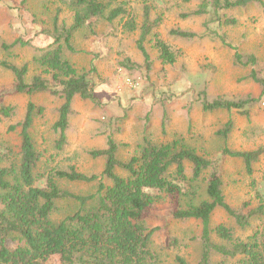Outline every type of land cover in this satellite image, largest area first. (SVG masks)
Returning a JSON list of instances; mask_svg holds the SVG:
<instances>
[{
    "label": "trees",
    "instance_id": "16d2710c",
    "mask_svg": "<svg viewBox=\"0 0 264 264\" xmlns=\"http://www.w3.org/2000/svg\"><path fill=\"white\" fill-rule=\"evenodd\" d=\"M71 14L69 25L58 21V12L51 26L39 33L51 42L36 48L32 59L38 73L29 80V65H17L7 60L16 48L30 46L32 40L16 37L11 43L0 41V52L7 58L0 66L12 75L16 94L33 96L47 94L59 102L56 120L51 126L56 135L55 149L66 145L69 119L76 99L98 104L90 74L79 72L64 57V50L75 52L72 39L76 32L90 28L99 20L109 26L122 23L124 33L138 32L135 48L142 58L134 62L121 56L118 67L125 72L152 70L149 49L156 53L161 66H173L181 57V50L164 40L157 31L162 17L153 8L142 6L141 19L128 12L125 3L118 0H58ZM27 0H21L22 6ZM194 3L190 12L180 13L187 21L202 18V32L180 27L168 30L169 38L186 43L217 41L233 50L232 65L245 70L243 80L257 86V95L246 93L210 94L207 85L192 90L190 109L196 106L203 113L236 112L249 119L264 102V61L252 53L236 51L227 40L226 27L236 24L227 11L256 5L264 11V0H183ZM204 72L208 71L202 67ZM0 93V124L17 116V108L4 103ZM44 108L32 102L25 106L22 118L9 125L7 132H16L19 145L16 152L0 145V264H45L56 258L60 264H161L160 254L152 248L158 227L147 222L155 212L163 211L176 222L193 221L199 225V257L195 264H264V236L254 232L245 240L235 231L253 227L264 217V197L257 195V204L242 202L230 205L225 198L221 175L213 161L182 140L154 144L144 140L127 159L119 157V144L114 138L118 131L111 129L105 146L88 152L93 159H102L100 174L87 175L74 166L66 169H40L42 155L33 143L31 129L36 117H43ZM231 120L222 124L215 135L227 140L233 130ZM164 127V124H162ZM221 156L237 159L244 172L251 176L254 165L264 155V146L251 151H236L223 147ZM60 182L92 184L96 191L80 196L62 188ZM205 183L202 192L199 183ZM71 201L78 209L54 223L50 216L58 201ZM161 207V209H160ZM216 212L226 216L228 224L213 223ZM161 251L176 249L178 240L164 233ZM175 264H191L175 256Z\"/></svg>",
    "mask_w": 264,
    "mask_h": 264
},
{
    "label": "rangeland",
    "instance_id": "374dc122",
    "mask_svg": "<svg viewBox=\"0 0 264 264\" xmlns=\"http://www.w3.org/2000/svg\"><path fill=\"white\" fill-rule=\"evenodd\" d=\"M118 1L125 3L128 12L138 23L142 6L153 8V13L162 17L157 30L160 36L181 50L178 61L173 66H161L155 51L147 45L152 70L125 72L117 64L121 56H129L137 63L142 62L135 48L138 32L127 34L121 29L122 23L109 26L101 20L92 25V30L85 28L76 32L72 39L75 52L64 50V57L79 72L92 71L90 76L98 104L74 100V113L69 119L66 145L62 150L55 149L56 135L51 130L59 102L47 94L29 97L14 93L11 73L0 66V93L5 97L3 101L17 108L15 118L0 124V145L17 151L19 136L16 132H7V128L22 118L25 106L32 102L44 108L43 117H36L31 129L33 143L42 155V170L74 166L87 175L100 174L103 160L91 158L88 152L103 148L108 132L118 128L114 138L119 144V157L122 159L133 155L144 140L154 144L182 140L213 161L222 177L223 192L230 205L237 206L242 202L257 204V195L264 197V155L254 165L252 175L248 176L239 160L223 157L220 151L225 146L236 151H251L264 146V102L249 119L234 111L203 113L196 106L190 109L192 90L202 84L207 85L209 93L214 95L259 93L257 86L243 80L245 70L232 65L234 51L217 41L186 43L168 37L167 32L172 27L202 32V18L187 21L179 19L180 13L193 10L194 3H185L183 0ZM57 12L59 22L66 25L71 23L72 14L58 0H27L23 6L21 0H0V41L11 43L18 36H22L23 40H32L30 46L14 49L8 58L0 52V61L7 58L17 65L27 63L28 80L37 74L38 67L32 61L38 54L36 48L51 42L39 32L50 28ZM226 15L236 20L233 27L224 28L229 44L238 52L252 53L264 61V11L251 5L227 11ZM202 67L208 71L204 72ZM228 120L234 126L225 141L217 137L215 132ZM8 164L7 160L0 161V166ZM59 185L80 196H88L96 191V183L60 182ZM199 187L203 192L205 183L200 182ZM77 209L78 204L74 202L58 201L50 219L56 223ZM155 213L147 224L159 228L152 248L160 254L161 264H175V256L195 264L199 257V225L193 221L176 222L163 211L157 210ZM212 222L228 224L221 212L214 214ZM254 232L264 236V217L257 219L252 228L235 231V235L245 240ZM164 233L178 240L176 249L160 250L165 240ZM45 264L60 263L52 257ZM232 264L238 263L233 261Z\"/></svg>",
    "mask_w": 264,
    "mask_h": 264
}]
</instances>
